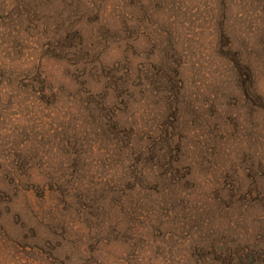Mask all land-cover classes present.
Returning <instances> with one entry per match:
<instances>
[{
  "label": "rangeland",
  "instance_id": "rangeland-1",
  "mask_svg": "<svg viewBox=\"0 0 264 264\" xmlns=\"http://www.w3.org/2000/svg\"><path fill=\"white\" fill-rule=\"evenodd\" d=\"M0 258L264 264V0H0Z\"/></svg>",
  "mask_w": 264,
  "mask_h": 264
},
{
  "label": "trees",
  "instance_id": "trees-1",
  "mask_svg": "<svg viewBox=\"0 0 264 264\" xmlns=\"http://www.w3.org/2000/svg\"><path fill=\"white\" fill-rule=\"evenodd\" d=\"M0 264H7V263H4V262L2 261V259L0 258Z\"/></svg>",
  "mask_w": 264,
  "mask_h": 264
}]
</instances>
